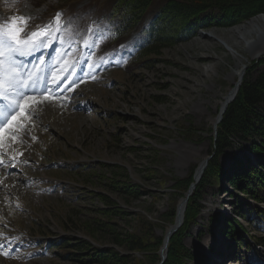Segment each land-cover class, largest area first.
Instances as JSON below:
<instances>
[{"label": "rangeland", "instance_id": "374dc122", "mask_svg": "<svg viewBox=\"0 0 264 264\" xmlns=\"http://www.w3.org/2000/svg\"><path fill=\"white\" fill-rule=\"evenodd\" d=\"M95 1L98 9L103 0ZM37 3L0 0V21L34 17L24 30L37 31L36 26L43 25L39 17L48 13L35 8ZM83 4L65 8L66 13L78 16ZM262 14H240L239 21L225 24H192L180 42L146 57L138 56L142 29L120 37L121 44L108 51L101 43L112 37L111 25L99 23L92 12L95 21L89 24L83 17L75 29L62 14L66 25L46 48H54L53 59L60 53L56 63L67 66L55 76L60 79L69 71L85 78L68 88L69 80L62 81L63 99L44 92L34 95L39 101L31 106L34 114L20 116L31 124L19 122L21 128L11 127L19 129L18 134L8 130L0 135H12L15 141L0 162V264H101L93 260L91 250L69 255L77 247L68 244L79 241L110 248L119 256L128 254V260L135 257L134 263L118 264H164L167 256L164 261L161 256L140 260V253L111 242L107 233L125 239L150 230L148 237L141 236L144 241L163 246L201 161L210 157L205 172L215 157L218 125L213 126V120L220 94L234 86L231 70L243 64V80L252 66L253 76L264 68V62L259 63L264 60V23L240 36ZM246 38L261 39L263 56L252 55ZM46 68L40 73L46 75ZM59 84L56 95L64 91H58ZM253 139L260 141L259 136ZM250 143L235 139L217 157L221 177L197 190L199 208L181 238L192 256L185 264H264V228L254 226L243 213L252 205L264 211V202L233 185L240 160L255 166L253 153L245 149ZM120 185H130L138 194H120ZM232 223L249 245L238 246L228 235Z\"/></svg>", "mask_w": 264, "mask_h": 264}, {"label": "trees", "instance_id": "16d2710c", "mask_svg": "<svg viewBox=\"0 0 264 264\" xmlns=\"http://www.w3.org/2000/svg\"><path fill=\"white\" fill-rule=\"evenodd\" d=\"M40 3L46 1L60 2L61 0H38ZM73 3H80L83 0H69ZM88 1V0H86ZM57 6V5H56ZM154 7L155 13L148 14L149 8ZM113 9H120L121 23L119 27L123 32H128L141 26L146 13L151 15L149 21L147 42L144 43L139 57L158 54L162 49L172 47L180 42V37L185 31L190 30V25L204 22V19L215 21L219 24L239 21L240 14L248 15L255 12H264V0H114ZM118 13V10H115ZM243 12V13H242ZM220 20V21H219ZM219 21V22H217ZM261 60L259 63H263ZM254 68H249L242 80L239 90L234 100L227 106L222 120L216 129L215 157L212 158L196 186L193 195L188 199L184 221L182 226L170 238L166 251V260L164 264H185L190 257L186 247L182 244V235L187 225L192 223L196 217V210L199 208L197 190L211 178L221 177L219 175L220 165L217 157L227 148H229L235 139L239 141H251L250 146L245 148L254 155L253 162L255 166H246L243 160H240L239 166H235L233 176L234 186L244 192L252 195L258 202H264V68L257 71L255 76L251 75ZM259 136L260 141L253 139ZM244 159V158H243ZM239 171V173H238ZM238 173V174H237ZM237 174V175H235ZM240 185V186H239ZM243 185L244 187H241ZM239 186V187H238ZM120 194L136 195L138 190L131 188L130 185H120L117 187ZM262 194H260V191ZM244 217L256 227H264V211L256 206H247L244 210ZM242 213V214H243ZM137 235H128L125 239L116 237L114 232L107 233L111 237V242L127 251H137L140 253V260L155 258L160 245L147 243L141 236L148 237L152 232ZM91 233V232H90ZM228 235L238 240L237 245H249L233 225H229ZM124 239V240H123ZM147 243V244H146ZM87 245V247H86ZM81 250H91L93 260L101 264H113L118 262L134 263L135 260L127 254L119 256L112 252L110 248H93L87 242L81 241L79 245ZM162 246V245H161Z\"/></svg>", "mask_w": 264, "mask_h": 264}, {"label": "snow or ice", "instance_id": "6c2138e0", "mask_svg": "<svg viewBox=\"0 0 264 264\" xmlns=\"http://www.w3.org/2000/svg\"><path fill=\"white\" fill-rule=\"evenodd\" d=\"M61 16V13H57L53 21L37 25L38 30L31 33H26L24 29L34 17L13 16L9 20L0 21V133L6 131L2 126L17 109L21 117L26 112L34 114L31 112V106L39 101L27 97L26 92L36 91L35 85L40 79L39 73L44 61L41 59L39 65H33V70L27 71L18 62L17 57L30 56L41 48L49 47L51 38L61 31L64 24ZM84 43L88 44L87 38L84 39ZM57 55L59 59L60 53ZM65 70L67 66L63 65L59 71ZM58 79L59 76L54 75L52 83L55 84ZM13 120L9 127H22L18 117H14ZM3 139L0 137V147H4Z\"/></svg>", "mask_w": 264, "mask_h": 264}, {"label": "bare ground", "instance_id": "6f19581e", "mask_svg": "<svg viewBox=\"0 0 264 264\" xmlns=\"http://www.w3.org/2000/svg\"><path fill=\"white\" fill-rule=\"evenodd\" d=\"M264 23V14L262 15H259L257 16L256 18L252 19L250 22H249V26L250 27H247L246 30H241V33H240V36H244L243 32H246V33H250V32H253L255 31V27H258V25ZM260 27V26H259ZM251 28V29H250ZM207 37V35L205 36ZM246 44H248V49L251 50L253 52V56L256 57V56H263L262 52L260 51V41L261 39H251V38H246ZM56 44H54L55 46ZM47 52V50H45V48H41L40 50H38L37 52L33 53L32 55H30V57L26 60V62H21L20 64L23 66V68L25 70H29L33 67V65H39L41 63V59H43L44 61V65L43 66H46L48 67L47 70L48 72H50V74L52 76L54 75H57L61 69V67L59 66V64L56 63V59L58 58V56L56 55V57L53 59L51 57L54 56V54L52 55V53L54 52V48L51 49L47 55L45 54ZM251 52V53H252ZM40 54H42V58H40ZM46 55V56H45ZM49 56V57H48ZM44 57V58H43ZM58 71L55 73V71ZM244 71V65H237L235 66L231 72H230V76L232 78V80L234 81V86L229 90V92L227 93H222L220 94V97L218 99V102H217V105L219 106V111L215 117V119L213 120V126H217L219 124L218 122V119L220 117V115L222 116L224 111L226 110V107L227 105L230 103V101L236 96V93L238 91V88H239V85H241L240 83H242V77H243V72ZM69 71H67L64 75L61 76L60 79V84H59V81H57L55 84L52 83V80L53 78L49 79L45 76H42L41 74H39L40 76V79L37 80L36 82V85H35V88H36V91H32V90H28L26 92V96L27 97H31L33 96L34 93H38V92H46V93H49L51 95L54 96V98H58V99H63L64 96L63 94H65L66 92V88H64L62 85H61V82L62 81H67L69 80L68 82V85L66 86L67 88L68 87H71L75 84H79L82 80H84L85 76L82 75V74H78V75H74V76H71L69 73ZM77 76V77H76ZM70 77L73 78V80H70ZM237 79V80H236ZM239 80V81H238ZM238 81V82H237ZM61 87L60 89H58V91H61V89H64L63 92H59V94H54L53 92L55 91L56 87L58 86ZM62 97V98H61ZM19 110V109H17ZM15 114L16 112L12 113L8 119L5 121V124L3 126L6 125L7 122H13V118L15 117ZM11 127H8L6 128V131H11L13 132L14 134H18L19 133V130L17 129H13ZM13 129V130H12ZM16 130V131H15ZM5 131V132H6ZM15 131V132H14ZM0 135H2V133H0ZM12 135L8 136V137H3V144H4V147H0V160L5 161L4 157L8 154L9 152V147L11 145H13V142L11 141V138ZM210 157H207L205 158V160L203 159L199 165V168L197 169V178L195 179L194 181V185H192L190 187V190L196 185V183L198 182V178L199 176L201 175V173L204 172V169L206 167V163L207 161L209 160ZM4 159V160H3ZM207 159V160H206ZM1 162V163H2ZM190 190L189 192H187L188 196L190 195ZM187 196L183 197L179 204H178V207H177V215H176V219L175 221L173 222V224L170 226L169 228V232L171 233H174V230H178V228L182 225V222H183V219H184V213H185V209H186V203L183 202V200L186 198ZM173 229V230H172ZM167 231V232H168ZM166 232V233H167ZM170 239V238H169ZM168 239V241H169ZM167 241V243H168ZM166 243V244H167ZM167 249V248H166ZM164 250V249H163ZM166 252V250H165ZM224 262V261H223ZM224 264V263H223Z\"/></svg>", "mask_w": 264, "mask_h": 264}, {"label": "water", "instance_id": "95a60500", "mask_svg": "<svg viewBox=\"0 0 264 264\" xmlns=\"http://www.w3.org/2000/svg\"><path fill=\"white\" fill-rule=\"evenodd\" d=\"M241 84V83H240ZM240 86V85H239ZM222 120V116L220 115V117H219V119H218V122H220ZM207 160V159H206ZM201 176H202V173H201V175L199 176V178H198V182H199V180H200V178H201ZM192 185H194V184H191V186ZM190 186V187H191ZM189 192V191H188ZM186 198L183 200V202H185L186 204H187V201H188V194H186ZM173 230V229H172ZM177 230L175 229L174 230V232H176ZM172 235V233L171 232H167L166 234H165V236H164V244H163V246H162V248H161V250H160V252H161V257H162V260L164 261L165 260V257H166V252H165V250H166V248H167V241H168V239L170 238V236ZM167 243V244H166ZM164 249V250H163Z\"/></svg>", "mask_w": 264, "mask_h": 264}]
</instances>
